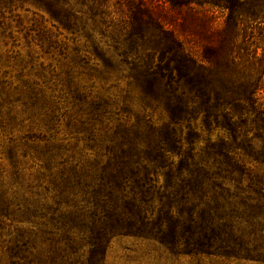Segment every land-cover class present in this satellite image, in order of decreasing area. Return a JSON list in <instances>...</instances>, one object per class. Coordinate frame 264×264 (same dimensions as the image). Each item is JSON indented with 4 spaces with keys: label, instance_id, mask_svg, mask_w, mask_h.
<instances>
[{
    "label": "trees",
    "instance_id": "1",
    "mask_svg": "<svg viewBox=\"0 0 264 264\" xmlns=\"http://www.w3.org/2000/svg\"><path fill=\"white\" fill-rule=\"evenodd\" d=\"M6 1L0 0V6ZM170 1L172 14L154 12L146 0H131L133 29L128 36L133 43L142 42L145 34L146 42L153 38V45H144L149 53L137 81L143 97L162 105L169 121L115 128L101 136L88 127L91 118L100 121L105 113L103 102H93L89 121H80L81 131L91 140L106 141V163L69 165L66 159L56 161L57 154L47 148L42 167L49 172L58 167L50 181L58 191L56 205L70 210L60 209L55 217L46 203L24 199L21 204V191L10 198L0 190V228L4 219L43 215L48 216L44 226L56 222L67 232L63 253L72 245L68 232L83 227L93 256L103 252L109 237L124 234L155 239L175 253L264 262V174H259L264 170V69L260 75H244L245 53H240L247 52L248 24L264 15V0H205L223 12L218 26L216 16L201 5ZM52 14L64 27L73 15L65 3ZM151 21L154 35L148 28ZM181 36H187V49ZM152 51L158 54L156 63ZM73 92L82 101L84 95ZM39 102L34 98L31 105ZM198 116L208 133L217 128L223 135L214 140L208 135L197 149L200 137L190 124ZM184 121L185 148L178 128ZM9 158L14 164L12 152ZM81 192L90 197L84 205L74 201ZM27 243L19 232L11 256L26 259Z\"/></svg>",
    "mask_w": 264,
    "mask_h": 264
},
{
    "label": "rangeland",
    "instance_id": "2",
    "mask_svg": "<svg viewBox=\"0 0 264 264\" xmlns=\"http://www.w3.org/2000/svg\"><path fill=\"white\" fill-rule=\"evenodd\" d=\"M130 1L108 0L105 4L103 0L92 4L91 0H7L1 3L0 190H6L7 197L12 198L14 191H21V204L24 199L46 203L53 208L55 217L60 209L70 210L71 206L56 205L58 191L50 181L58 167L55 164L52 171H47L42 167L41 156L48 148L57 154L56 161L66 159L69 165L78 163L88 168L96 162L106 163L107 158L102 155L106 141L91 140L89 133L84 135L81 131L80 121L91 118L89 111L93 102H103L105 109L100 121L88 120L93 134L104 136L115 128L120 130L139 123L161 126L169 121L162 105L143 97L138 86V75L149 53L144 45H153V38L146 42L149 37L145 34L142 42L129 41L134 9ZM191 1L216 16L214 25L222 24L221 9L208 5L205 0ZM64 3L73 14L67 27L52 16ZM146 3L156 13L161 9L170 14L174 12L170 0H146ZM148 28L154 35L153 21L148 23ZM246 34L247 52L240 50L241 54L245 53L241 72L260 75L264 69V15L248 24ZM180 38L187 49V36ZM254 50L256 57L252 56ZM151 54L152 63H156L158 54L154 51ZM67 75H71L70 86H67ZM73 90L84 95L82 101L74 97ZM34 98L40 102L32 106ZM190 125L200 137L197 149L204 145L208 135L212 140L218 134L223 135L217 128L208 133L201 116ZM178 128L185 148L187 122L180 123ZM9 152L13 154L14 164ZM246 165L255 164L247 162ZM259 174H264V170L260 169ZM89 198L81 192L74 201L84 205ZM40 212L44 214V210ZM47 217L29 219L18 215L4 219L0 228V264L45 261L46 264H264L244 257L175 253L155 239L124 234L109 237L103 252L93 256L88 242L90 234L83 227L68 232L72 245L69 251L66 248L65 255L62 238L67 232L56 222L44 226ZM44 229L49 234L43 233ZM19 232L28 242L26 259L10 254Z\"/></svg>",
    "mask_w": 264,
    "mask_h": 264
}]
</instances>
